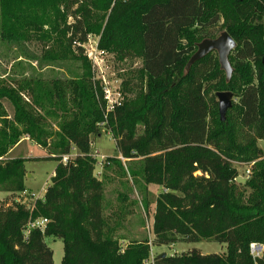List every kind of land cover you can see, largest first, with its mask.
Wrapping results in <instances>:
<instances>
[{
	"label": "trees",
	"instance_id": "obj_1",
	"mask_svg": "<svg viewBox=\"0 0 264 264\" xmlns=\"http://www.w3.org/2000/svg\"><path fill=\"white\" fill-rule=\"evenodd\" d=\"M221 31L237 43L231 81L216 52L186 72L197 43ZM92 36L118 59L141 62L126 74L123 103L110 110L89 83L85 47ZM0 38L20 53L18 79L11 80L16 86L0 80V156L29 137L58 161L51 185L34 203L8 201L27 190V159L0 161V192L7 194L0 198V264H54L46 236L63 241L62 264H264V256L254 260L249 249L253 241L264 243V150L258 144L264 140V0H0ZM34 43L41 55L32 51ZM23 59L36 61L40 73L52 69L51 77L26 78ZM70 60L81 61L85 71L70 70ZM226 90L237 101L221 121L217 92ZM4 100L14 107L12 118ZM104 128L118 154L141 157L139 167L129 168L134 185L163 188L151 243L134 239L123 246L127 237L115 236L116 228L105 231V184L91 154ZM74 147L77 155L63 162ZM251 161L249 178L239 184L235 162ZM142 202L149 211L146 198ZM38 217L48 218L45 229L27 231ZM201 240L225 244L226 253L195 248L152 256L153 245Z\"/></svg>",
	"mask_w": 264,
	"mask_h": 264
},
{
	"label": "rangeland",
	"instance_id": "obj_2",
	"mask_svg": "<svg viewBox=\"0 0 264 264\" xmlns=\"http://www.w3.org/2000/svg\"><path fill=\"white\" fill-rule=\"evenodd\" d=\"M218 35V34H215ZM33 52L41 55L42 49L38 44H31ZM85 50L88 54L90 61L92 78L90 84L92 85L94 94L101 102V92L103 99L106 100V104L111 106L112 104L106 98L107 92L111 91L113 94H121V98L126 95L123 82L126 79V74L141 65L138 60H120L117 55L108 51H103L98 46V37L92 36L90 41L86 44ZM20 56L17 48L11 44H8L0 38V80H7L13 86H16L15 82H11L12 79H18V73L15 70L18 69ZM22 70L26 78H42L44 80L49 79V70L45 69L43 72L37 69L39 66L36 61L22 60ZM30 64V65H29ZM70 70L75 73L82 74L85 69L81 61L70 60L67 62ZM32 68H36L33 72ZM57 67L59 69L60 67ZM251 70L256 71V65L251 63ZM235 72V71H234ZM69 73L66 71L65 75ZM240 80V77H239ZM23 98L26 101H30V96L25 93ZM237 101V97L234 95L233 102ZM4 106L12 118L14 116V107L10 101L4 100ZM52 123L54 121H51ZM53 129L56 128L54 123ZM258 144L264 150V140H258ZM116 140L111 130L104 128L100 135L94 140L91 148V154L97 160L96 174L99 178L103 179L104 187V202H103V216L106 222L105 231L116 228L115 236H125L127 240L122 241V245L126 246L130 240H143L148 238L150 243L154 239L153 234V222H154V210L156 200L161 191L162 186L150 184L146 185L145 182L142 186L134 185V178L129 173V168L139 167L141 157L134 159H126L117 152ZM78 153L77 148L72 149V154ZM49 153L38 144L34 143L29 137L23 138L8 154L4 156V159L12 158H25L27 175L25 178L26 189L35 194L36 197H43L45 189L51 185L52 176L58 161L49 157ZM73 158V157H71ZM108 158H112L108 161ZM105 163L108 166L104 167ZM141 166V164H140ZM239 170V176L237 182L243 184L247 178L244 175L245 166L236 165ZM105 173V177L103 174ZM101 173V174H100ZM100 174V175H99ZM197 174H200L198 172ZM143 182V181H142ZM121 194H127L128 199L121 200ZM7 196L6 193L0 192V198ZM16 196H8V201L11 202ZM146 198L149 204V211L143 208L142 201ZM34 203V202H32ZM45 241L54 251L53 259L54 264H62L64 255V243L59 238L53 236H46ZM199 249L204 254L209 253H226V245L214 240H201L199 242H186L181 241L171 245L152 246V256L159 253H166L168 255L181 254L192 249Z\"/></svg>",
	"mask_w": 264,
	"mask_h": 264
},
{
	"label": "water",
	"instance_id": "obj_3",
	"mask_svg": "<svg viewBox=\"0 0 264 264\" xmlns=\"http://www.w3.org/2000/svg\"><path fill=\"white\" fill-rule=\"evenodd\" d=\"M237 43L235 39L227 32L221 31L215 38H205L199 43H197V50L191 56L186 65V72H188L191 66L198 60L205 57L211 52H216L218 54V59L220 63V69L226 74V81L230 82L234 68L230 62V54L236 47ZM264 64V58H263ZM217 98L219 102V115L221 121H225L227 117L228 110L233 106L234 93L232 91H219L217 92ZM166 253H162L161 256L164 257Z\"/></svg>",
	"mask_w": 264,
	"mask_h": 264
},
{
	"label": "built area",
	"instance_id": "obj_4",
	"mask_svg": "<svg viewBox=\"0 0 264 264\" xmlns=\"http://www.w3.org/2000/svg\"><path fill=\"white\" fill-rule=\"evenodd\" d=\"M106 98L110 101V103L112 104L111 106L107 108L110 110L112 109L114 106H119L123 103V97L121 98V94H113L111 93V91L107 92ZM75 155H77V153L72 154L68 153L62 156V161L63 162H67L68 160L72 159L71 157H75ZM4 160V156H0V161ZM236 165H244L245 166V172L244 175L249 178L250 174H251V169L252 166L255 164V161H251V162H235ZM46 191V189H45ZM19 195L18 198H14V200L18 201V202H22L25 203L27 201H31V202H35L37 199L42 198V197H36L34 193H32L31 191L25 190L23 191L21 194H16ZM14 195V196H16ZM49 222L48 218L45 217H38L36 219H32L29 221L28 226H27V231L29 229H33V228H39L41 230H44L47 223ZM250 249V254L253 257L254 260L260 259L264 256V243L260 242V241H253L250 243L249 246Z\"/></svg>",
	"mask_w": 264,
	"mask_h": 264
},
{
	"label": "crops",
	"instance_id": "obj_5",
	"mask_svg": "<svg viewBox=\"0 0 264 264\" xmlns=\"http://www.w3.org/2000/svg\"><path fill=\"white\" fill-rule=\"evenodd\" d=\"M140 61V60H139ZM135 69V68H134ZM25 138V137H24Z\"/></svg>",
	"mask_w": 264,
	"mask_h": 264
}]
</instances>
